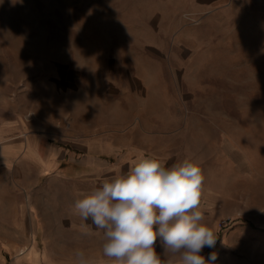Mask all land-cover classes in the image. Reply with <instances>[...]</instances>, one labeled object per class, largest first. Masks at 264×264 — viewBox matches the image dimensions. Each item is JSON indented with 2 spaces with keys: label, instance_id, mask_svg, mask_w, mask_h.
<instances>
[{
  "label": "rangeland",
  "instance_id": "1",
  "mask_svg": "<svg viewBox=\"0 0 264 264\" xmlns=\"http://www.w3.org/2000/svg\"><path fill=\"white\" fill-rule=\"evenodd\" d=\"M108 5L0 0V118L36 116L75 138L106 129L132 107L135 123L143 109H160L145 116L160 129L153 152L212 185L214 206L199 217L197 234L184 228L173 238L178 229L167 227L152 234L149 250L134 244L132 255L148 264H264V0H230L204 25L198 47H150V79L145 68H122L97 44L95 16L101 32ZM132 70L146 83L119 77L122 91L102 87L105 74ZM191 224L182 217L183 227ZM100 247L82 253L72 245L74 259L58 262L112 263L94 258Z\"/></svg>",
  "mask_w": 264,
  "mask_h": 264
},
{
  "label": "crops",
  "instance_id": "2",
  "mask_svg": "<svg viewBox=\"0 0 264 264\" xmlns=\"http://www.w3.org/2000/svg\"><path fill=\"white\" fill-rule=\"evenodd\" d=\"M108 2L100 12L101 32L95 16L97 44L122 68H145L150 79V47H198L204 25L230 0ZM119 77L146 83L141 71H118L105 74L102 87L112 83L122 91ZM158 111L143 109L142 123H135L132 107L106 129L75 138L36 116L0 118V264H64L58 261L74 259L72 245L82 253L101 246L94 258L109 264H148L132 255L134 244L149 250L152 234L167 227L178 229L173 238L183 237L184 228L197 234L199 217L214 206V187L153 152L151 141L160 129L145 116ZM184 216L194 224L183 227ZM16 248L25 252L15 254Z\"/></svg>",
  "mask_w": 264,
  "mask_h": 264
},
{
  "label": "built area",
  "instance_id": "3",
  "mask_svg": "<svg viewBox=\"0 0 264 264\" xmlns=\"http://www.w3.org/2000/svg\"><path fill=\"white\" fill-rule=\"evenodd\" d=\"M228 221H229V220L226 219V220L224 221V223H227Z\"/></svg>",
  "mask_w": 264,
  "mask_h": 264
}]
</instances>
